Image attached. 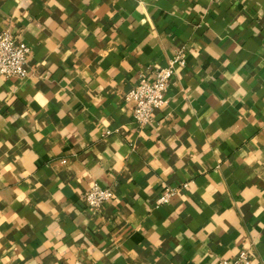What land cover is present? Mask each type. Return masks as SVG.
I'll use <instances>...</instances> for the list:
<instances>
[{
    "label": "crops",
    "instance_id": "crops-1",
    "mask_svg": "<svg viewBox=\"0 0 264 264\" xmlns=\"http://www.w3.org/2000/svg\"><path fill=\"white\" fill-rule=\"evenodd\" d=\"M5 29L32 51L0 75V264H264V0H0Z\"/></svg>",
    "mask_w": 264,
    "mask_h": 264
},
{
    "label": "built area",
    "instance_id": "built-area-1",
    "mask_svg": "<svg viewBox=\"0 0 264 264\" xmlns=\"http://www.w3.org/2000/svg\"><path fill=\"white\" fill-rule=\"evenodd\" d=\"M32 48L19 34L9 29L0 31V75L5 78H24L28 75V59ZM187 53L178 51L170 66L158 69L153 77H142L127 94V101L132 103L133 114L140 125H146L154 119L155 111L168 101L167 93L172 85L176 67L184 66ZM167 189L161 202L167 201L173 193ZM114 197V191L109 187L95 185L92 187L85 201L91 210H100L104 204ZM220 264H251L247 251H241L234 260H221Z\"/></svg>",
    "mask_w": 264,
    "mask_h": 264
}]
</instances>
